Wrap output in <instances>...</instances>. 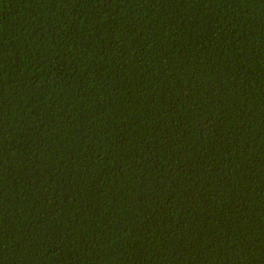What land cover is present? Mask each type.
I'll use <instances>...</instances> for the list:
<instances>
[{
    "label": "trees",
    "instance_id": "16d2710c",
    "mask_svg": "<svg viewBox=\"0 0 264 264\" xmlns=\"http://www.w3.org/2000/svg\"><path fill=\"white\" fill-rule=\"evenodd\" d=\"M0 264H264V0H0Z\"/></svg>",
    "mask_w": 264,
    "mask_h": 264
}]
</instances>
